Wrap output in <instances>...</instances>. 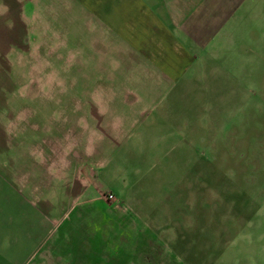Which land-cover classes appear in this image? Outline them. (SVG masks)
<instances>
[{"label":"rangeland","instance_id":"rangeland-1","mask_svg":"<svg viewBox=\"0 0 264 264\" xmlns=\"http://www.w3.org/2000/svg\"><path fill=\"white\" fill-rule=\"evenodd\" d=\"M221 1L207 49L165 93L167 83L161 91L125 67L100 79L93 55L84 66L73 47L81 35L86 45L102 35L75 0L23 1L17 16L0 0V264H30L41 248L56 264L79 263L74 240L55 232L71 225L63 217L80 179L66 156L72 148L88 155L82 164L98 184L120 198L140 194L150 218L181 228V239H159L174 264H264V0ZM19 37L38 48L14 47ZM108 88L117 91L111 102ZM127 91L136 103L121 101ZM119 117L125 125L102 127L108 138L93 137L88 150L83 137L93 126ZM129 238L101 243L123 251L119 240Z\"/></svg>","mask_w":264,"mask_h":264},{"label":"crops","instance_id":"crops-1","mask_svg":"<svg viewBox=\"0 0 264 264\" xmlns=\"http://www.w3.org/2000/svg\"><path fill=\"white\" fill-rule=\"evenodd\" d=\"M23 1L29 0H11L14 16L21 12ZM75 2L82 7V15L87 16L85 23L95 22L97 24L95 28L99 27L102 35L100 40L96 39L93 44L87 45L86 43L83 44L81 35L78 47H73L72 51L70 50L74 54L78 53L77 56L80 57L84 66L86 57L90 58L93 55L97 62L102 61L103 67H100L102 71L99 70L100 79L106 78L107 70L108 76H110L125 67L127 73L137 74L140 83L148 78H154L155 80L148 79L147 81L158 86V89L161 88V91L165 89L163 85L167 83L168 90L165 93H169L176 89L174 82L176 83L187 76L189 78L191 68L194 70V63L199 59L198 55L200 56L207 49L214 31L213 23L219 22L220 18V16L215 15L214 7L220 6L222 1L75 0ZM7 7L8 5L5 3V8ZM219 11L217 10V12ZM14 23H12V30L14 32L19 31L22 27L16 23L15 19ZM64 37L65 32L62 28L60 39L62 43H64ZM21 46H29L34 50L39 45L38 42H30L25 37L14 39V47L19 48ZM108 89L110 92L104 95L111 102L117 91L112 88ZM121 94L127 96L122 97L121 101L125 98L126 102L134 104L138 100L137 96L134 95L136 93H132V91ZM160 101L161 99L156 105L157 108L160 106ZM104 104H107V99H105ZM153 109L146 108L145 110L153 111ZM101 114L103 117L105 116L103 112ZM96 117L100 118V116ZM123 119L122 117L117 118L115 120L116 125L104 122L103 119L95 124L93 131H90L88 136L83 137L88 145V150L92 151L93 149V147L90 148L92 144L90 139L93 137H97L100 142L105 137L108 138L103 133L102 127L108 128L112 132V128L115 126L117 128L122 121V126L125 125ZM82 127L84 133L89 130H86L89 125L85 121ZM69 153L66 155L69 159V165H76L80 179L75 178L73 180V191L76 193L72 195L74 197L71 196L73 200L68 202L70 210L63 217V223L67 220V223H71V225H59V230H55V232L62 230L67 238L74 240L78 264H122L117 260L118 255L125 257L123 259L126 260L125 264H174L173 252L162 250L159 239L168 235L167 233H170L168 236L171 239H181V228L175 227V229L166 230L170 227L171 220L169 221L167 218L166 222H160L159 220H162L163 217H160L159 214L150 218L147 214L151 203L146 198L137 193H128L120 198L113 188L106 189L102 184H98L97 178L100 175L86 164H82L88 155L73 148L71 154ZM94 156L96 157V154ZM123 182L125 183V181ZM88 189H92L93 193L92 191L89 192ZM127 189L129 187L125 186V190ZM108 194H111L115 200L107 201L103 195ZM138 212L139 215H137ZM72 216L73 219H71ZM153 221L159 224L155 226ZM83 229L88 230L83 231L85 232L84 235H80L79 233ZM70 232L78 235L70 237ZM133 233L141 238L140 242L135 240L131 243L130 239L133 240ZM129 235L128 243H121L123 240H119L121 247L125 244L123 251L115 250L108 253L104 244L101 243L102 240L109 245L111 239H120ZM87 238L94 239L95 243L87 240ZM148 238H151L153 242H149ZM154 238H156V242ZM40 250L30 264H56V258L50 250L44 248ZM38 257H40V261H37ZM68 257L71 259L73 256L69 255ZM59 261L62 263V260L59 259Z\"/></svg>","mask_w":264,"mask_h":264},{"label":"built area","instance_id":"built-area-1","mask_svg":"<svg viewBox=\"0 0 264 264\" xmlns=\"http://www.w3.org/2000/svg\"><path fill=\"white\" fill-rule=\"evenodd\" d=\"M103 197L107 200V201H114V197L111 194L108 195H103Z\"/></svg>","mask_w":264,"mask_h":264}]
</instances>
